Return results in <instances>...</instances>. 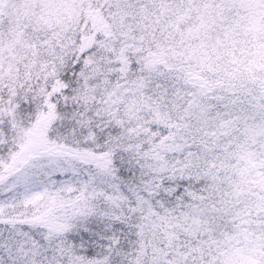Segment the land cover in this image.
<instances>
[{"label":"snow or ice","instance_id":"obj_1","mask_svg":"<svg viewBox=\"0 0 264 264\" xmlns=\"http://www.w3.org/2000/svg\"><path fill=\"white\" fill-rule=\"evenodd\" d=\"M0 264H264V0H0Z\"/></svg>","mask_w":264,"mask_h":264}]
</instances>
